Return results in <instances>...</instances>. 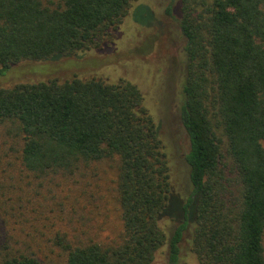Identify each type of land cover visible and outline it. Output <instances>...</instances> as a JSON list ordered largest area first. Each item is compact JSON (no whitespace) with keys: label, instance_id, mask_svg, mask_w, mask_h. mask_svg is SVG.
Segmentation results:
<instances>
[{"label":"trees","instance_id":"obj_1","mask_svg":"<svg viewBox=\"0 0 264 264\" xmlns=\"http://www.w3.org/2000/svg\"><path fill=\"white\" fill-rule=\"evenodd\" d=\"M132 1L0 0V74L99 47ZM174 8L190 185L178 210L168 212L178 196L134 84L90 77L0 88V264H157L158 254L179 264L184 231L195 264H264V0H176L165 12ZM103 160L114 163L118 233L100 240L48 223L51 178L75 182ZM23 177L33 179L28 192Z\"/></svg>","mask_w":264,"mask_h":264},{"label":"rangeland","instance_id":"obj_2","mask_svg":"<svg viewBox=\"0 0 264 264\" xmlns=\"http://www.w3.org/2000/svg\"><path fill=\"white\" fill-rule=\"evenodd\" d=\"M175 1L133 0L126 18L99 47L79 54L21 60L10 64L0 74V88L49 79L61 82L90 77L106 82L124 79L134 84L157 127L168 161L169 183L178 196L170 202L169 213L178 210L180 198L184 199L190 189L188 167L183 158L188 141L178 116L185 67L184 40L177 26L175 8L170 13L165 12L168 5H175ZM1 139L5 137L0 136ZM262 145L264 148V141ZM81 171L83 175L75 178V182L54 176L47 184L49 192L44 193L47 198L51 196L48 206L54 208L52 212L46 211L48 223L61 229H87L95 232L97 239H110L120 230L111 189L114 163L103 160ZM8 174L17 176L18 172L8 167ZM22 179L27 183L22 190L28 192L33 188V179ZM55 212L59 213L58 217ZM169 227L172 228L171 222ZM188 239L189 231H184L179 243L182 257L179 264H195L193 255L189 254ZM163 257L164 254L155 255L154 262L163 264Z\"/></svg>","mask_w":264,"mask_h":264}]
</instances>
